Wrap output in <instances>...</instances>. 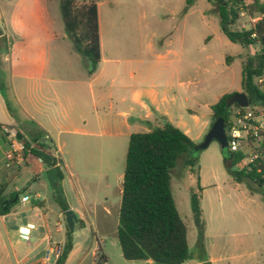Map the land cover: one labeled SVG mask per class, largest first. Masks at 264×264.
I'll return each instance as SVG.
<instances>
[{
    "label": "rangeland",
    "instance_id": "rangeland-1",
    "mask_svg": "<svg viewBox=\"0 0 264 264\" xmlns=\"http://www.w3.org/2000/svg\"><path fill=\"white\" fill-rule=\"evenodd\" d=\"M85 2L75 0L76 5ZM58 4L59 0H0V28L4 37L0 43V90L3 92L11 89L8 73L20 62L19 58H24L23 67H27L26 58H36L38 52L48 46L47 38L54 34L63 37L65 29ZM97 4L104 52L117 51L120 58L142 57V65L150 73L161 74L157 84L166 85L167 76H171L172 121L161 124L170 123L176 127L178 122L184 121L193 143H201L200 136L203 133L205 136L212 120L211 106L223 95L240 93L242 63L258 53V44L231 43L220 30L213 0H191L189 3L188 0H98ZM250 22L248 16L241 14L231 28L247 29ZM61 45L67 51L73 49L69 38ZM79 57L72 60L77 67L80 66ZM262 80L260 85L264 87V77ZM181 82L183 86L179 85ZM8 105H13L10 100ZM135 132L142 131L137 129ZM93 158V164L97 166V157ZM195 158L193 169L196 174L182 164L181 158L170 176L171 194L187 227L188 247L193 258L185 264H212V261L235 264L239 255L248 259L253 256L259 264H264L262 193L234 180L226 163L228 159L216 141L198 151ZM106 159L110 167L107 178H97V174L92 173L90 182L100 186L88 187L87 192L116 206L120 202L116 189L118 176L123 174L125 159L118 151ZM58 167L62 170L61 165ZM17 177L19 196L41 192L45 198L44 208L52 216L51 211L57 210L58 206L53 201L54 192L49 183L46 182L44 193L37 185L29 189L28 184L34 182L25 184L27 175L23 168ZM106 181L109 185L105 187ZM235 183L239 185L238 191L233 190ZM198 184L202 189L200 205L207 221L206 226L203 220L201 231L194 224L190 206V194L198 192ZM241 192L250 200L243 199ZM221 211L224 218L219 214ZM117 219L115 214L104 234L97 232L107 263L143 264L123 259L116 239ZM91 239L92 236L85 245L84 254L89 250ZM90 262L88 253L84 264Z\"/></svg>",
    "mask_w": 264,
    "mask_h": 264
},
{
    "label": "crops",
    "instance_id": "crops-1",
    "mask_svg": "<svg viewBox=\"0 0 264 264\" xmlns=\"http://www.w3.org/2000/svg\"><path fill=\"white\" fill-rule=\"evenodd\" d=\"M97 12L100 61L92 74L87 73L88 62L74 48L67 51L62 47L61 44L68 39L64 30L63 37L54 34L47 38L48 46L38 52L36 58H26L27 67H23L24 58H19L20 62L15 63L8 73L12 84L10 91L0 90V188L7 185L0 197L8 198L11 193L19 191L15 181L21 168L27 175L25 184L34 182L28 184L29 189L37 185L45 193L46 173L51 169L33 154H28L23 164L7 168L5 155L9 147L2 127L16 129L28 141L37 140L44 148L40 150L47 153L49 147L53 148L63 170L59 169L62 175L59 185L68 210L76 217L70 233L72 249L64 264H84L88 253L90 264H96L99 256H103L108 264L98 243L97 232L104 234L113 216L118 217L120 202L113 206L107 199L98 200L96 194H88V187L100 186L90 182V176L96 173L97 178H107L110 167L106 157L118 151L125 159L129 137L138 133L135 132L137 129L149 132L162 127L161 123L165 121H172L171 76H167L166 85L157 84V77L162 78L161 74L150 73L142 65V57L120 58L117 51L104 52L98 4ZM72 56L73 59L80 56V66H76ZM179 85L183 86V82ZM9 100L12 106L8 105ZM176 127L191 139L184 121L178 122ZM201 137L203 140L204 133ZM93 157H97V166L93 164ZM122 176H118L119 185L116 187L119 198ZM107 185L106 181L104 186ZM234 186L233 190L238 191L239 185L235 183ZM239 194L250 200L242 192ZM16 197L18 202L14 206L17 208L11 207L7 214L0 215V264H54L56 259L51 257L45 261L44 256L47 248L63 246L66 242L65 213L57 207L50 216L44 208L45 198L41 192ZM22 197H29V201L22 203ZM201 211L207 226L202 208ZM219 214L224 218L223 211ZM58 225L62 226L60 231L56 229ZM21 233L27 234L28 240H24ZM56 235L60 237L56 238ZM90 236L91 244L84 254ZM235 260V264H259L253 256L248 259L239 255ZM217 262L212 261V264Z\"/></svg>",
    "mask_w": 264,
    "mask_h": 264
},
{
    "label": "trees",
    "instance_id": "trees-1",
    "mask_svg": "<svg viewBox=\"0 0 264 264\" xmlns=\"http://www.w3.org/2000/svg\"><path fill=\"white\" fill-rule=\"evenodd\" d=\"M191 0H188V3ZM98 0H86L76 5L75 0H59L60 16L66 35L71 40L76 53L88 62V74H92L100 61L98 31ZM216 7L222 34L231 42L241 46L258 44L259 51L247 57L242 63L240 87L250 104L264 107V87L256 81L264 77V1L261 0H213ZM241 14L248 18L261 17L250 22L249 27L232 29ZM231 95H223L211 106V122L217 118L227 121L230 112L238 108L236 104L226 106ZM18 133V132H17ZM25 146V155L44 149L37 140H26L18 133ZM195 144L179 128L170 123L153 128L149 132L132 133L129 137L121 182V198L117 219L116 239L124 260L141 261L150 264H184L192 258L187 241V227L180 218L170 189V176L178 161L195 172ZM52 162H42L48 168L57 170V181L53 188V201L61 213L68 210L59 185L62 179L58 160L53 148H48ZM227 166L237 183L243 177H251L258 184L264 202V187L252 171L236 170L241 154L227 156ZM39 158V157H38ZM40 159V158H39ZM7 185L0 188V194ZM191 192L190 206L195 226L201 231L203 217L200 207L201 188ZM19 192L8 198L0 197V215L7 214L14 204L3 211L5 202H11ZM66 242L61 255L54 264H64L72 249L70 233L66 230ZM106 259L99 256L96 264H105Z\"/></svg>",
    "mask_w": 264,
    "mask_h": 264
},
{
    "label": "built area",
    "instance_id": "built-area-1",
    "mask_svg": "<svg viewBox=\"0 0 264 264\" xmlns=\"http://www.w3.org/2000/svg\"><path fill=\"white\" fill-rule=\"evenodd\" d=\"M260 18L249 19L256 22ZM262 82L261 78L256 84L260 85ZM1 131L9 147L5 155V166L9 168L11 165L23 164L28 154L24 153L25 146L18 138L16 129L4 126ZM225 133L228 151L241 154L237 169L252 171L264 187V107L250 104L248 107L235 108L226 121ZM28 201L29 197L21 198L22 203ZM56 229L60 231L62 226L58 225ZM21 237L28 240L25 233H21ZM62 247L47 248L44 260L48 261L51 257L57 259L61 255Z\"/></svg>",
    "mask_w": 264,
    "mask_h": 264
},
{
    "label": "water",
    "instance_id": "water-1",
    "mask_svg": "<svg viewBox=\"0 0 264 264\" xmlns=\"http://www.w3.org/2000/svg\"><path fill=\"white\" fill-rule=\"evenodd\" d=\"M2 35H3V31L0 28V43L2 42ZM225 103L226 106L231 104H236L238 107H248L250 105V100L243 92H240L231 95L226 100ZM225 127H226V121H224L222 118L215 119L212 125L210 126V128L208 129L207 133L205 134L201 143L195 146L194 151L198 152L206 148L210 142L216 141L219 144L222 153L226 154L227 156H231V153L228 151V147H227V137L225 133ZM33 155L39 157L44 162L47 163L52 162V156L43 150H36ZM232 170L236 171L238 169L237 167H233ZM46 179L50 187L53 189L55 187V182L57 180V170L55 168L48 170L46 173ZM242 182L245 183L251 190L258 189L257 182L254 181L251 177H243ZM16 200L17 197H15L11 202H5L4 205L1 207V209L4 211L7 208V206L10 205V203L14 204ZM75 222H76V217L74 213L71 210H67L65 212V223L69 233L73 232V227Z\"/></svg>",
    "mask_w": 264,
    "mask_h": 264
},
{
    "label": "flooded vegetation",
    "instance_id": "flooded-vegetation-1",
    "mask_svg": "<svg viewBox=\"0 0 264 264\" xmlns=\"http://www.w3.org/2000/svg\"><path fill=\"white\" fill-rule=\"evenodd\" d=\"M4 40V37H3V35H2V41Z\"/></svg>",
    "mask_w": 264,
    "mask_h": 264
}]
</instances>
